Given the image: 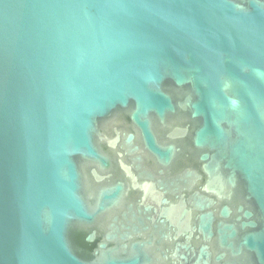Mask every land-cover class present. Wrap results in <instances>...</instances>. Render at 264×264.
Listing matches in <instances>:
<instances>
[{
    "label": "water",
    "instance_id": "1",
    "mask_svg": "<svg viewBox=\"0 0 264 264\" xmlns=\"http://www.w3.org/2000/svg\"><path fill=\"white\" fill-rule=\"evenodd\" d=\"M0 264H264V0H0Z\"/></svg>",
    "mask_w": 264,
    "mask_h": 264
}]
</instances>
